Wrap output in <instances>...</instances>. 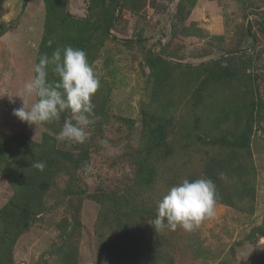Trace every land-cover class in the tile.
Segmentation results:
<instances>
[{
  "label": "rangeland",
  "instance_id": "1",
  "mask_svg": "<svg viewBox=\"0 0 264 264\" xmlns=\"http://www.w3.org/2000/svg\"><path fill=\"white\" fill-rule=\"evenodd\" d=\"M66 1L68 14H91V0ZM44 2L0 0V132L21 136L10 141L13 145L26 137L40 143L49 132L57 135L58 148L75 155L85 149L89 157L74 180L66 174L56 178L45 199L47 211L13 247L0 246L6 251L3 256L0 251V263L10 264L11 258L12 264H60L61 228L68 223L73 234L65 251H73L76 264H133L124 260L133 242L115 225L117 216L127 213L133 224L127 228L134 226L138 239L150 236L159 264H264V0L122 1L110 34L98 40L102 58L92 52L101 87L92 98L96 113L89 117L84 143L59 138L62 117L50 122L49 130L13 114L23 100L30 108L37 99L23 89L34 76L46 35ZM150 57L167 61L163 76L171 92L166 86L156 92ZM202 83L212 96L205 93V103L197 107L205 87L195 86ZM144 109L170 121L150 159L156 168L150 183L138 175L140 165L148 164L143 149L152 131L144 125ZM52 127L60 131L54 134ZM233 128L237 131L230 132ZM236 134L248 145L226 143V136ZM213 168L212 181L224 199L217 200L215 217L190 232L157 231L153 221L168 190L185 179L205 178ZM9 173L0 176V211L16 192ZM102 246L112 256L102 257Z\"/></svg>",
  "mask_w": 264,
  "mask_h": 264
},
{
  "label": "trees",
  "instance_id": "2",
  "mask_svg": "<svg viewBox=\"0 0 264 264\" xmlns=\"http://www.w3.org/2000/svg\"><path fill=\"white\" fill-rule=\"evenodd\" d=\"M44 1L47 10L45 21L46 35L40 44L36 63L39 62L40 56L45 53L51 57L52 53L57 48V45H59L58 47L60 48H63L64 45H71L84 50L90 64L91 62H94L95 59L92 56V52H96L95 57L102 58L101 53L97 50L98 47L96 46L99 44L100 48L103 46V43L98 40L100 39V36H103L104 38L110 34L114 22L117 19V17H115V11L122 9L121 3L125 0H91L89 1V10L91 11V14L86 18H76L75 16L68 14V3L66 0ZM95 8H100V13H98L99 10H95ZM102 16H104V19L106 20L104 23L103 20H101ZM61 30L62 34L59 36L61 37L60 40L55 41L54 36H58V32ZM49 41H52L51 47L48 46ZM147 61L148 66L153 72V82L160 87L156 92H159V89L164 88V86H166L168 91L171 92L173 86L170 84V81L168 82V78L166 77L164 79L163 76L165 70L164 66H166L165 64L167 61L165 62L162 58L155 59L152 57L148 58ZM213 64L214 62L212 65ZM212 65L211 63H206L205 69H210ZM51 67L52 66H50V69ZM167 74L168 71L166 69L164 75ZM48 79L49 81H54L57 80L58 77L50 70ZM205 82L207 83V81ZM195 87L203 88L205 86L202 83ZM99 92L100 89H98L96 95ZM205 93L212 96L209 89L205 87L202 92L203 97L197 102V107L198 105L205 103ZM210 105L211 104H209V107ZM151 111L152 110L148 112L144 109L142 113L143 121L145 123L144 125L152 130L149 136V141L143 149L146 151L145 157L148 164L140 165L142 168L138 170V175L141 180L147 183H150L155 176L156 168L150 164L151 156L155 152L156 147L161 146V143L163 144L166 136L164 129L170 124L169 120L162 118L158 113H156L155 116L151 115ZM68 112L70 111L61 114V117L64 120H66V113ZM95 113L96 111L94 108V114ZM93 116L94 115L90 117L92 118ZM91 118L90 120H92ZM162 122H164L165 125L162 124ZM43 124L50 130V123ZM219 130L223 131L220 126ZM51 131L54 132V134H57L60 130L52 127ZM229 131L234 132L237 130L233 128L229 129ZM20 137L21 136L15 138L0 132V176H5L6 172H10L9 174L11 177L6 178L9 179V183L16 190L10 201L5 205L2 211H0V246L9 243L13 247L26 230L47 211L45 199L54 186L56 178L61 174H66L74 180V173L87 164L86 162H88L89 157V154L85 149L80 155H75L74 151H66L58 148L57 135L56 137L52 136L49 132L43 133L42 141L40 143L34 142L28 137H26L24 141L19 142V144L13 145L10 142L11 140L16 141L20 139ZM244 138L239 134H236L233 137L226 136V143L234 146L233 148H236L238 144H241V148H244L248 145ZM211 143H215V141L211 139ZM36 161H44L46 163V167L43 171L32 167V164ZM215 168H217L216 165ZM215 168L208 169L205 178L214 180ZM195 179H198V177L191 178V181ZM220 197H222L221 194L220 196L218 195V200L224 201V199H221ZM135 209L138 210V208ZM139 212L142 214L148 213L143 209L139 210ZM128 217L127 213H125L124 216L119 214L115 221L118 233L126 240L130 237L134 246V248H129L124 251L128 257L124 258V260L130 259V262L133 264L142 261L144 264H159L158 252L149 245L148 239L150 236H148V238H136L139 233L135 230L134 226H131L133 224L128 220ZM128 224H131L130 228H127ZM69 226L70 225L66 223V226L61 228L63 231L61 238L65 239V242L61 254L58 255V262L60 264L77 263V256H74L73 251H65V247L68 244L67 239L71 238L73 234V229L69 230ZM102 248V257L104 254L109 255V253H111L112 256L110 250H106L104 246H102ZM4 254H6V251H1V256ZM8 259L10 264H12V259Z\"/></svg>",
  "mask_w": 264,
  "mask_h": 264
},
{
  "label": "clouds",
  "instance_id": "3",
  "mask_svg": "<svg viewBox=\"0 0 264 264\" xmlns=\"http://www.w3.org/2000/svg\"><path fill=\"white\" fill-rule=\"evenodd\" d=\"M51 45L49 41L48 46ZM50 70L57 80L49 81ZM33 72L23 93L37 99L30 108L23 100V106L14 109L13 114L22 122L37 125L59 121L62 113L70 111L71 119L64 121L59 138L84 143L92 123L89 117L94 115L92 98L101 87L86 52L71 45L57 47L51 57L46 53L40 56ZM32 167L43 171L46 163L36 161ZM217 200V186L210 178L185 179L171 187L159 201L153 221L155 229L175 231L180 227L190 232L204 220L215 217Z\"/></svg>",
  "mask_w": 264,
  "mask_h": 264
}]
</instances>
